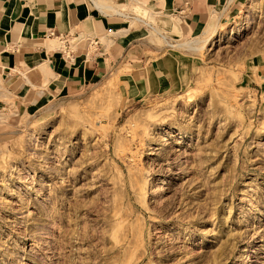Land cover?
Listing matches in <instances>:
<instances>
[{
  "label": "rangeland",
  "instance_id": "rangeland-1",
  "mask_svg": "<svg viewBox=\"0 0 264 264\" xmlns=\"http://www.w3.org/2000/svg\"><path fill=\"white\" fill-rule=\"evenodd\" d=\"M141 14L169 92L122 63L0 109V264H264V0L181 27Z\"/></svg>",
  "mask_w": 264,
  "mask_h": 264
},
{
  "label": "crops",
  "instance_id": "crops-1",
  "mask_svg": "<svg viewBox=\"0 0 264 264\" xmlns=\"http://www.w3.org/2000/svg\"><path fill=\"white\" fill-rule=\"evenodd\" d=\"M222 2L0 0V109L22 114L35 110L55 98L81 91L122 63L137 68L131 74H121L131 75L130 81L122 77L130 87L133 80L146 95L165 94L171 88L172 60L166 54L151 55L159 54L160 49L147 39L146 29L155 25L141 13L155 20L160 17L164 25L173 19L181 27ZM135 4L141 9L135 10ZM67 31L98 39L100 44L85 54L86 41L80 42L74 59L68 61L50 34ZM164 38L172 40L167 35ZM133 47L140 52L129 54Z\"/></svg>",
  "mask_w": 264,
  "mask_h": 264
},
{
  "label": "built area",
  "instance_id": "built-area-1",
  "mask_svg": "<svg viewBox=\"0 0 264 264\" xmlns=\"http://www.w3.org/2000/svg\"><path fill=\"white\" fill-rule=\"evenodd\" d=\"M52 36L55 37L57 41V48L64 59L68 61H72L74 59V53L77 50V45L82 42L86 41L85 45V54H88L90 50H95L97 44H100L98 39L85 37L80 33L77 32H64V33H57L53 34L50 33Z\"/></svg>",
  "mask_w": 264,
  "mask_h": 264
},
{
  "label": "bare ground",
  "instance_id": "bare-ground-1",
  "mask_svg": "<svg viewBox=\"0 0 264 264\" xmlns=\"http://www.w3.org/2000/svg\"><path fill=\"white\" fill-rule=\"evenodd\" d=\"M205 41V40H204ZM245 256L244 257H246V256H248L249 254H248V251L246 252V254H244ZM250 256V255H249Z\"/></svg>",
  "mask_w": 264,
  "mask_h": 264
}]
</instances>
